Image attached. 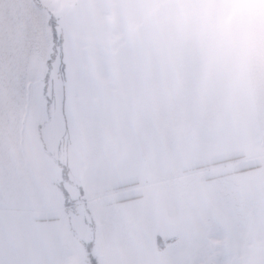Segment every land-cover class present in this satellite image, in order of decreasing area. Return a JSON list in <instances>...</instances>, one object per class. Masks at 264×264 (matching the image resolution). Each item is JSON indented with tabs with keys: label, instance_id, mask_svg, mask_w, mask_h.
Returning <instances> with one entry per match:
<instances>
[{
	"label": "crops",
	"instance_id": "0c3cea01",
	"mask_svg": "<svg viewBox=\"0 0 264 264\" xmlns=\"http://www.w3.org/2000/svg\"><path fill=\"white\" fill-rule=\"evenodd\" d=\"M248 236L264 243V0H0V264H88L87 244L99 264H235Z\"/></svg>",
	"mask_w": 264,
	"mask_h": 264
},
{
	"label": "rangeland",
	"instance_id": "374dc122",
	"mask_svg": "<svg viewBox=\"0 0 264 264\" xmlns=\"http://www.w3.org/2000/svg\"><path fill=\"white\" fill-rule=\"evenodd\" d=\"M242 10V9H239ZM50 25V24H48ZM60 30H62L60 28ZM115 29H109L108 33L114 32ZM60 39H54L53 43L55 45V50L60 51L61 49V44L56 45L59 42ZM107 47L111 51H115L118 49H125L124 44H129L128 41L125 40H107ZM39 46L41 48V43H39ZM171 46H177L175 44L171 43ZM60 188L62 187H67L64 183L60 182ZM68 188V187H67ZM70 190V188H68ZM67 190V191H69ZM73 190V189H72ZM70 190V198H74L73 202L78 204L77 202L80 201V199H77L75 191ZM76 199V200H75ZM71 200V199H70ZM72 201V200H71ZM72 216V222L74 226H76V230L79 231V225H77L75 222L76 220L80 221L81 223H84L82 220L83 216L85 218L87 217V212L85 211V208L82 205H77V207L74 208V212ZM71 216V215H70ZM89 220V219H88ZM81 234V233H80ZM165 236H160L158 233H156L157 240H156V247L159 251H163L166 247L170 246L173 242L174 239L178 237V233L172 231L168 232L166 234H163ZM242 242V241H241ZM232 246L231 251L233 252L229 260L232 258L235 259V264H264V243L261 241L260 236H248L246 241L243 243L234 241V243H230ZM172 246V245H171ZM168 250L163 253L162 255L158 257L154 262L152 263H146V264H193L190 262V258L188 256H183V253L180 255L178 254V251L172 253L171 255H167ZM222 252H219V256H217L216 264H231L227 261H222ZM93 256V255H92ZM93 258L96 260V263L99 264L98 260L96 257L93 256ZM102 264H109V257L102 255ZM214 264V263H213Z\"/></svg>",
	"mask_w": 264,
	"mask_h": 264
},
{
	"label": "trees",
	"instance_id": "16d2710c",
	"mask_svg": "<svg viewBox=\"0 0 264 264\" xmlns=\"http://www.w3.org/2000/svg\"><path fill=\"white\" fill-rule=\"evenodd\" d=\"M50 26H52V25L50 24ZM86 251H87L88 264H97L96 260L93 258L92 254H91V246H90V244L86 245Z\"/></svg>",
	"mask_w": 264,
	"mask_h": 264
}]
</instances>
